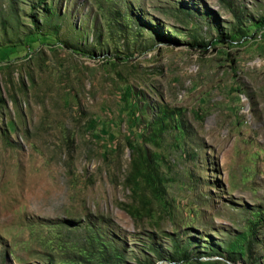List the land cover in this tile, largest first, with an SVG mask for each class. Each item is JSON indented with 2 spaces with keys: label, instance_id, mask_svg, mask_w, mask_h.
I'll return each mask as SVG.
<instances>
[{
  "label": "rangeland",
  "instance_id": "rangeland-1",
  "mask_svg": "<svg viewBox=\"0 0 264 264\" xmlns=\"http://www.w3.org/2000/svg\"><path fill=\"white\" fill-rule=\"evenodd\" d=\"M261 18L0 0V264H264Z\"/></svg>",
  "mask_w": 264,
  "mask_h": 264
},
{
  "label": "trees",
  "instance_id": "trees-1",
  "mask_svg": "<svg viewBox=\"0 0 264 264\" xmlns=\"http://www.w3.org/2000/svg\"><path fill=\"white\" fill-rule=\"evenodd\" d=\"M43 0H40V3L42 4ZM259 24H261L264 28V18H261L259 20ZM233 37L228 36V35H222L220 37H217L216 39H214V41L212 42L211 45H217V44H221L223 46L229 47L230 44L233 41ZM4 52V51H3ZM5 53V52H4Z\"/></svg>",
  "mask_w": 264,
  "mask_h": 264
},
{
  "label": "built area",
  "instance_id": "built-area-1",
  "mask_svg": "<svg viewBox=\"0 0 264 264\" xmlns=\"http://www.w3.org/2000/svg\"><path fill=\"white\" fill-rule=\"evenodd\" d=\"M262 32H264V29H263V31Z\"/></svg>",
  "mask_w": 264,
  "mask_h": 264
}]
</instances>
